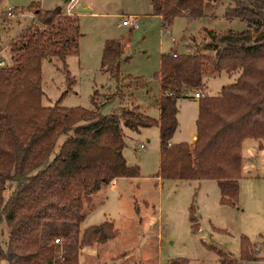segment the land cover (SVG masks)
<instances>
[{
	"label": "trees",
	"instance_id": "trees-1",
	"mask_svg": "<svg viewBox=\"0 0 264 264\" xmlns=\"http://www.w3.org/2000/svg\"><path fill=\"white\" fill-rule=\"evenodd\" d=\"M219 1L148 0V4L151 15L160 17L162 27L168 29L178 17L201 19ZM228 1L233 7L227 9L225 18L244 22L247 28L225 34L206 31L209 39L202 53L194 48L188 54L161 55L156 75L160 83L157 120L122 92L120 86L126 81L120 72L123 52L116 41L105 42L101 57V70L116 84L112 94L94 91L90 109L64 107L63 96L52 106H43V61L60 60L69 90L74 82L65 60L78 56L79 19L65 15L59 7L43 11L31 4L27 8L32 24L8 47L10 64L3 60L5 65L0 66V226L4 223L8 230L6 246L0 242V262L78 264L82 249L116 237L109 221L86 229L81 236L79 226L86 207L103 187L113 180L140 178L139 168L127 164L123 156L124 129L139 133L158 127L157 178L215 181L219 205H237L243 143L254 140L261 148L264 142V0ZM221 73L238 77L223 86L219 95H208L206 79ZM132 81L145 85L138 79ZM191 92L202 93L197 98L196 140L172 144L178 127L177 101L189 98ZM116 99L127 102L104 115L103 108ZM71 131L73 135L50 160L58 138ZM189 223L191 232H197L193 205ZM56 239L62 243L54 244ZM207 248L216 253L219 264H238L215 247ZM252 249L248 238L241 236L242 261L252 260Z\"/></svg>",
	"mask_w": 264,
	"mask_h": 264
},
{
	"label": "rangeland",
	"instance_id": "rangeland-1",
	"mask_svg": "<svg viewBox=\"0 0 264 264\" xmlns=\"http://www.w3.org/2000/svg\"><path fill=\"white\" fill-rule=\"evenodd\" d=\"M64 1L0 0V61L10 64L8 47L31 26L33 15L26 11L31 4L38 5L43 11L59 7L65 12ZM232 7L230 1L221 0L206 9L201 19L178 17L168 29H164L160 17L151 15L148 0H81L73 10L81 32L78 56L65 60L74 82L69 90V80L60 60L43 61L42 105L52 106L63 96L61 105L64 107L90 109L94 91L100 95L112 94L116 84L101 70V57L105 42L116 41L123 52L120 72L126 81L120 86L122 92L131 96L145 115L157 120L156 100L160 96V83L156 75L161 55L173 51L190 53L185 46L195 47L199 50L197 53H202V46L209 39L206 31L215 34L244 31L246 23L225 18L227 9ZM77 8L88 12H78ZM8 10H13L14 17L7 16ZM127 18L137 23L138 28L133 30L130 26H122V21ZM237 77L238 74L221 73L215 78H207V94L219 95L221 88L234 83ZM136 79L144 81L145 85L132 81ZM193 94L191 92L189 98L177 101L178 127L172 137L173 143L189 144L192 136H196L198 102ZM126 102V99L124 102L116 99L105 106L102 113L113 114L120 104ZM123 131L126 144L123 156L127 164L139 168L140 178L132 184H119L115 191L107 186L101 192L104 203H97L98 199L93 198L94 204L86 207V217L79 226L80 236L86 229L104 221L114 225L117 235L104 244L82 249L78 264H219L218 256L207 248L208 245L226 253L238 264H257L253 260L254 249L259 250L258 257L264 256V170L262 167L258 169L255 158L259 155L260 162L264 163V150L258 152L257 141L249 139L243 143L238 202L233 209L226 207L228 210L223 212L218 206L215 181H205L198 190L193 182H161L156 178L159 171L157 126L141 129L139 133L128 129ZM72 135L71 131L58 138L50 160ZM140 144L145 145L144 150L139 149ZM191 205L199 216V229L195 233L191 232L189 223ZM211 225L222 229V233L214 231ZM241 236L248 238L253 247L250 261L241 260ZM7 240L8 230L3 223L0 226L3 248ZM61 243L59 240L58 244ZM0 264L8 263L3 260Z\"/></svg>",
	"mask_w": 264,
	"mask_h": 264
},
{
	"label": "crops",
	"instance_id": "crops-1",
	"mask_svg": "<svg viewBox=\"0 0 264 264\" xmlns=\"http://www.w3.org/2000/svg\"><path fill=\"white\" fill-rule=\"evenodd\" d=\"M58 2H60V1H58ZM65 2V1H64ZM80 2V1H79ZM78 2V3H79ZM77 9H80V8H77ZM85 10H87V9H85ZM88 12V11H87ZM77 15V14H76ZM127 27V26H126ZM186 48H188L189 50H194V48L193 49H190L189 47H187V46H185ZM173 52H175V54H179V53H177V51H173ZM186 54H188V53H186ZM158 128V127H157ZM158 131H159V129H158ZM195 140H196V136L195 135H193L192 136V139H191V143H189V144H193L194 142H195ZM171 143L172 144H177V143H173L172 142V140H171ZM141 145H144V144H140V146ZM140 146H139V149H140ZM144 149H145V145H144ZM144 149H140V150H144ZM257 150H258V152H262L263 150H264V142L262 143V145H261V148H259L258 147V143H257ZM255 158H256V164H257V167H258V169H259V167H262L263 169L262 170H264V163L263 162H260V156L259 155H255ZM263 160V159H262ZM157 178V177H156ZM158 180H160L161 182L163 181V180H161L160 178H157ZM138 179H118V180H115L114 181V183H113V185L112 186H110V188H111V190L112 191H115V189H116V187H119V184H121V183H126L127 185L128 184H132L134 181H137ZM185 182V181H184ZM205 181H200V182H193L195 185H196V189H198V190H200V188H201V185L204 183ZM109 186V185H108ZM107 187V186H106ZM106 187H104V189H101L100 191H99V193L94 197V198H96V200L98 201L97 203H100V204H103L104 203V195L101 193L103 190H105V188ZM217 190H218V188H217ZM218 193H219V190H218ZM101 194V196H99ZM100 197V198H99ZM118 197H120L121 198V195H118ZM218 200H219V197H218ZM94 203H92L91 205H93ZM218 206L219 207H221L220 208V210H222L223 212H226L227 210H228V208H226V207H222V206H220L219 204H218ZM226 208V209H225ZM234 207H232L231 209H233ZM195 215H196V218H197V220H198V222H199V216L197 215V213L195 212ZM105 222V221H104ZM101 224V223H100ZM199 224V223H198ZM96 226H98V225H96ZM255 250V252H256V255H255V259H253L254 261H257V264H260V263H262V264H264V256H257V254H260L259 253V250H257V248H255L254 249Z\"/></svg>",
	"mask_w": 264,
	"mask_h": 264
},
{
	"label": "built area",
	"instance_id": "built-area-1",
	"mask_svg": "<svg viewBox=\"0 0 264 264\" xmlns=\"http://www.w3.org/2000/svg\"><path fill=\"white\" fill-rule=\"evenodd\" d=\"M79 1H81V0H65L66 9H65L64 14L67 16H73L74 15L73 10L76 8ZM7 16L8 17H14L13 10H8ZM121 25L122 26H130L133 30L138 28L137 23H135L131 18H127L126 20L122 21ZM4 65H5V63L1 61L0 66H4ZM201 95H202L201 92H196L193 94L194 98H196V99L199 98ZM140 149H144V145H141ZM114 181L115 180L111 181L109 183V186H112ZM58 242H59V240L56 239L55 244H58Z\"/></svg>",
	"mask_w": 264,
	"mask_h": 264
},
{
	"label": "water",
	"instance_id": "water-1",
	"mask_svg": "<svg viewBox=\"0 0 264 264\" xmlns=\"http://www.w3.org/2000/svg\"><path fill=\"white\" fill-rule=\"evenodd\" d=\"M78 12H87L88 10L85 9H77Z\"/></svg>",
	"mask_w": 264,
	"mask_h": 264
}]
</instances>
